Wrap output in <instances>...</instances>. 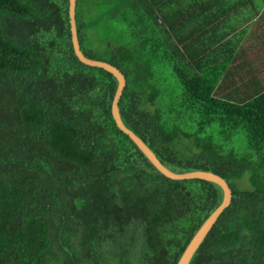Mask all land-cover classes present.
Instances as JSON below:
<instances>
[{
  "label": "trees",
  "instance_id": "16d2710c",
  "mask_svg": "<svg viewBox=\"0 0 264 264\" xmlns=\"http://www.w3.org/2000/svg\"><path fill=\"white\" fill-rule=\"evenodd\" d=\"M86 1L75 6L80 49L125 75L124 124L169 169L209 170L231 188L188 264H264V91L216 97L219 75L187 71L158 52L148 23ZM92 25L104 52L85 33ZM116 86L75 55L68 0H0V264H176L221 202L216 183L165 177L117 128ZM239 129L244 152L231 144ZM245 176L250 189L237 182Z\"/></svg>",
  "mask_w": 264,
  "mask_h": 264
},
{
  "label": "crops",
  "instance_id": "0c3cea01",
  "mask_svg": "<svg viewBox=\"0 0 264 264\" xmlns=\"http://www.w3.org/2000/svg\"><path fill=\"white\" fill-rule=\"evenodd\" d=\"M103 5L118 8V22L148 23L158 52L187 71L219 75L216 97L239 103L264 91L262 0H105Z\"/></svg>",
  "mask_w": 264,
  "mask_h": 264
},
{
  "label": "water",
  "instance_id": "95a60500",
  "mask_svg": "<svg viewBox=\"0 0 264 264\" xmlns=\"http://www.w3.org/2000/svg\"><path fill=\"white\" fill-rule=\"evenodd\" d=\"M75 6L76 0H68V16L73 51L79 61H81L82 63L90 66L103 68L116 78L117 86L111 102V115L114 119L117 128L120 129L123 133H125L133 141V143L144 154V156L149 160V162L165 177L175 180L193 178L203 179L216 183L222 189L223 195L221 202L207 216V218L202 222L200 227L195 231V233L187 243L186 247L184 248L182 254L180 255L178 261L176 262V264H188L194 252L197 250L200 243L204 239L205 235L211 229L212 225L215 223L222 211L230 204L232 196L231 188L228 182L221 175L209 170H190L176 172L169 169L159 160V158L150 149V147L137 134H135L130 128H128L124 124L119 113L118 101L126 84L125 75L115 65H112L111 63L100 59L89 58L84 55V53L81 51L77 35Z\"/></svg>",
  "mask_w": 264,
  "mask_h": 264
},
{
  "label": "rangeland",
  "instance_id": "374dc122",
  "mask_svg": "<svg viewBox=\"0 0 264 264\" xmlns=\"http://www.w3.org/2000/svg\"><path fill=\"white\" fill-rule=\"evenodd\" d=\"M81 1V0H80ZM251 1L253 4H257V3H261V0H248ZM81 4L84 6V4L86 6H89V4H87L86 0H82ZM93 17H91L90 19H92ZM98 18H94V20H97ZM93 20V19H92ZM115 24H110L108 27H104L103 28V33L108 36L111 34V31L113 30ZM99 26L96 25H92L91 27L87 28L85 30V33L87 34V36L89 38L92 39V41H90L91 46L93 45V47H95V49L104 52L106 51V45H104L103 43H101L102 41H99L98 36H101V31L98 32ZM100 30H101V26H100ZM168 79V84H170L173 87H179L180 88V84H179V79H177L174 75H168L167 76ZM169 86V85H168ZM173 94H170V96H165L163 99H159L158 103H165V102H170L173 98ZM238 132L232 137V143L233 147L238 151V152H244L247 149V140H246V136L245 133L242 129L237 130ZM238 184L245 189H250V183L247 181L246 176L240 180L237 181Z\"/></svg>",
  "mask_w": 264,
  "mask_h": 264
}]
</instances>
